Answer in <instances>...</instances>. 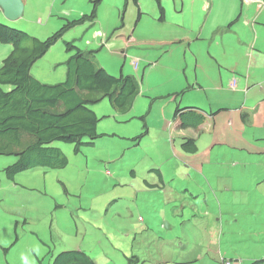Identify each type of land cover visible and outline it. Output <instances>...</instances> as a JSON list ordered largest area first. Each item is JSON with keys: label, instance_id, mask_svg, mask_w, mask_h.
Here are the masks:
<instances>
[{"label": "rangeland", "instance_id": "374dc122", "mask_svg": "<svg viewBox=\"0 0 264 264\" xmlns=\"http://www.w3.org/2000/svg\"><path fill=\"white\" fill-rule=\"evenodd\" d=\"M213 1L216 6L222 7L223 1ZM71 2H77L78 7L93 5L89 0L85 1V5L84 0H24V13L20 20L10 21L0 14V21L35 37L46 38L65 23L61 20L62 15L70 16L73 8ZM202 2L200 7L198 1L161 0L165 18L160 20L161 14L155 0L138 1V5L133 8L137 23L131 30H123L120 37L126 46L136 49L129 51L125 64L123 57L100 52L104 59L100 65L113 76H120L121 69L124 76L136 75L131 64L132 55H143L136 51H142L146 46L153 50L160 49L147 60L139 58V73L136 76L143 77L140 80L142 93L135 99L132 109L125 114L114 111L108 99L91 107L101 119L97 127L99 137L93 144L83 145L75 152L73 143L53 142L51 146L61 149L68 160L64 168L34 167L18 174L16 184L7 179L4 170L15 163L17 157L0 155V264H52L60 252L78 247H84L96 264H106L119 250L129 251L130 257L132 249L142 260H146L151 251L157 260L168 255L170 262L160 264H179V261L197 259L198 249L203 246L202 240L208 235L205 229L210 227L211 232L218 225L232 228L235 225H232L234 213L240 216L242 225L247 229L246 233L249 232L250 227L245 226L249 216L241 215L244 210H248V205L228 204L234 195V200L242 205L245 198L258 189V179L251 180L252 169H256L253 164L250 172L245 173L243 184L236 186L237 172L241 166L234 161L246 158L248 153L255 156L264 148V130L250 126L249 115L243 118L240 115L241 110L249 113L241 106L245 94L247 97L244 105L254 106L261 99L260 93L264 91V86L257 84L236 93L229 89L220 93L214 88L213 78L220 74L222 77L227 73L231 75L227 60H231L235 68L239 66V60H246L229 47L243 50L246 46L242 43H245L251 48V36L248 39L243 35V31L251 34V30L243 25L248 12L242 11L239 6H230L229 12L232 19L241 17L239 23L228 28L229 22H220L212 30V23H218L213 20L221 16L222 8L213 10L205 17L208 4L204 0ZM100 3L102 8L99 5L97 8L100 10V19L96 23L98 27L87 30L84 25H77L68 31L43 58L34 63L31 74L37 80L51 85L65 80V62L74 50L67 51L64 41L75 38L74 43L79 48L96 49L86 45L88 35L91 37L96 29H117L118 24L121 25L119 9L124 6L125 0H101ZM127 13L124 12L125 23L133 17ZM202 25L204 28L201 31ZM219 28L222 31H217ZM177 33L189 43L185 52L175 42H168ZM129 38L133 42L127 44ZM11 50L12 46L0 45V64ZM113 52L116 53L117 49ZM192 52L198 54L197 59H194ZM185 75L191 83L195 82L197 76L204 90H187L174 96L173 93L187 87ZM176 105L195 106L206 113L214 112L218 107L231 109L213 115L212 120H206L201 125L202 132L197 137L198 150L194 154H187L181 150L180 135L190 134L192 137L196 134L180 131L173 123L166 124L172 119ZM261 106L262 113L256 117L264 119V104ZM144 123L148 127V134L138 142L133 141L135 136L143 132ZM258 136H262V140L258 141ZM173 137L176 139L171 142ZM182 163L194 167L189 177H186L188 173L184 178L177 171V166ZM155 168L161 172V177ZM196 172L204 177H198ZM218 173L220 177L216 185L215 176ZM146 176L155 184V193L151 194L153 205L147 202L143 204L139 199L137 206L151 208L141 212L143 215L147 213L145 218L151 220L152 228L156 229L152 236H148L147 231L144 236L134 231L126 232L128 227L121 220L131 215V208L135 207L134 200H114L115 193L120 190L119 187L114 188L115 184L124 186L122 190L133 191L131 185H137ZM227 177L225 188H219ZM197 182L201 183V187H196ZM185 185L188 191L183 193ZM258 192H264V184ZM214 197L219 202L212 203ZM182 210L184 217L180 218L176 228L170 218ZM154 213L160 216L169 213L165 226L162 220L150 219ZM256 222L263 226L259 221ZM168 223L173 229L168 228ZM180 233L184 242L182 248L176 247L177 244L173 242L175 237H180ZM160 236L164 238L156 242ZM113 260L109 264L124 262V259Z\"/></svg>", "mask_w": 264, "mask_h": 264}, {"label": "trees", "instance_id": "16d2710c", "mask_svg": "<svg viewBox=\"0 0 264 264\" xmlns=\"http://www.w3.org/2000/svg\"><path fill=\"white\" fill-rule=\"evenodd\" d=\"M128 1L125 0L121 16L119 17L121 27L124 25V12ZM133 1L137 6L139 0ZM155 1L159 9H162L160 0ZM93 2L96 6L99 3L94 0ZM67 3L69 4L70 2ZM71 6L73 8L70 16L62 15L63 18L61 20L65 21V23L61 28L58 26V31L46 38L35 37L17 28L4 25L0 21V43L12 45L13 47L0 65V155L17 157V161L4 170L7 179L15 183L18 174L34 167L60 169L67 165L68 160L61 149L50 147V144L53 142L73 143L75 145V152L83 145L93 144V141L99 137L97 127L101 119L91 109L92 106H95L103 99H108L114 111L125 114L132 109L135 99L142 93L140 80L142 81L143 77L138 78L134 74L124 76L122 75L124 74L122 69L120 76H113L100 66V61L104 59L101 57L102 53L98 52L94 34H91V37L88 35L85 43L89 42V46H94L96 49L79 48L74 43L75 38L64 41L67 51L70 49L74 50V53L65 62L67 68L65 82L52 85L45 84L31 74L33 64L43 58L68 31L77 25H84L87 30L98 27L95 20L100 19V14L94 10L95 8L92 11L87 6H79V8L77 2H71ZM84 14L87 15L84 16ZM130 15H133V17L128 21L129 24L133 22L135 17L133 12ZM55 21H57V18H55ZM133 25H135L134 22ZM112 54L115 57L117 55L123 57V63L125 64L126 57L117 52H112ZM185 79L186 81L188 80L186 75ZM189 83L188 81L187 87L181 92L173 93V95L178 96L187 90H194L193 86H191L192 84ZM163 97L165 96H158V98ZM145 116L141 117V119L144 120ZM212 116L211 112L206 113L202 108L200 109L195 106H175L172 119L178 122V130L196 134L192 137L190 134H188L189 136L180 135L182 138L180 147L184 153H196L198 150L197 137L202 132L200 127L206 120H212ZM143 128V133L133 139L135 142L142 139L143 137L141 136L147 132L148 127L145 123ZM175 139L173 137L170 141L173 142ZM196 174L200 178L204 177L200 172H196ZM145 183L148 182L145 181ZM145 183L138 186L143 190L148 186L149 191H155V185H150V182L148 183L149 185H145ZM185 186L186 189L183 193L188 191L187 185ZM117 187L120 190L115 193L114 200L122 198L134 200L133 204L135 207L131 208L133 215H130L128 219L133 221L132 217L134 216H145L142 212L138 214V211L146 209L144 206L142 208L137 206L139 199H141L143 204L145 203V197L142 196L141 190L138 189L131 194L129 191L122 190L124 186L115 184L114 188L116 189ZM211 201L212 203L214 201L219 202L215 200V197ZM180 214L177 212L170 218L175 222L176 228L182 217V214ZM156 218L157 216L150 217L152 220H156ZM128 219H124L125 226L128 227L126 232L134 231L136 234L144 236V232L147 231V235L152 236L156 230L152 228L153 225L150 224V220L147 218L146 224H143V218L142 223L139 224L137 222L138 224L136 223L135 225H129ZM252 221L256 220L251 217L249 222ZM168 227L172 228V225L169 224ZM181 234H179L180 237H175L174 244L184 245ZM260 234H256V236ZM88 235L91 236V234ZM163 238L164 236L157 237L156 242H160V239ZM250 242L251 244L240 248L244 257L223 258L222 260L224 262L228 261L230 264H243L244 261L245 264H264V259L252 261L247 257L250 252L256 250L255 246L252 247V243H256L253 240ZM131 251L132 256L130 257H128L130 255L129 251H116L118 254L115 257L109 258L106 264H109V261L113 258V261L124 259L122 264L147 263V260H142L136 255L138 253L134 249ZM149 254H151V251ZM52 264L96 263L93 257L87 254L84 247H78L75 250L60 252L54 257Z\"/></svg>", "mask_w": 264, "mask_h": 264}, {"label": "crops", "instance_id": "0c3cea01", "mask_svg": "<svg viewBox=\"0 0 264 264\" xmlns=\"http://www.w3.org/2000/svg\"><path fill=\"white\" fill-rule=\"evenodd\" d=\"M191 1V0H189ZM193 3L198 1L200 3V7H202V0H192ZM206 1L209 5L210 8L207 9L206 11V15L205 17H207L209 14H211L213 12V10H218L220 8L221 9V16L213 21H218V23L211 25L212 27H215L217 25L220 24V22L225 23V22H229V27L233 25H236L237 23H239L241 21V17L238 16V18L236 19H232V17H229V12L231 11L230 6L232 7H236L239 6L242 11L246 10L248 12V16L245 15L244 17V21H243V25L248 26L251 30V34H249V32L243 31V35H245L248 39L251 36V48H248V46L245 43H242L243 45H245V49L241 50V49H235V48H231L229 47L231 50L236 51L238 53L241 54V56L244 57V59L246 58V60H239L241 62H238V60H236L235 62L239 63V66L237 68H235L234 66H232V61L231 60H227V68H231L230 70L232 72H234V74H237V89L235 91V93L239 90H243V88L249 89L250 87H255L257 86V84H263L264 86V5L258 9L257 4L254 3H250V4H244L242 3L241 0H229V2H227L226 0H219V1H223V5L221 7V5H217L214 3L213 0H204ZM161 3V0H160ZM99 7L102 8V4H98ZM97 5V8H98ZM162 6V5H161ZM90 9L92 7L88 6ZM136 7V6H135ZM133 4L131 3V1H129V3L127 4L126 10L125 12H127L129 10L128 13H134L133 11ZM121 9V8H120ZM119 9V10H120ZM160 11V18L163 17V19L165 18V10L162 7V9H159ZM97 12L99 13L100 10L97 9ZM217 12V11H216ZM127 13V15H128ZM140 19V17H138V20ZM161 19V20H163ZM212 21V22H213ZM120 22V21H119ZM133 22L137 23V19L134 17ZM133 22H131V26L129 24V22L127 21L125 23L124 21V25L122 26L123 28L120 29L119 32H123V30H131L135 25H133ZM120 25H118L119 27ZM204 26H201V31L203 30ZM113 29V27H112ZM108 30V34H110L111 30ZM222 28H219L217 31H222ZM105 30V29H104ZM213 30V28H212ZM107 34V36H108ZM166 36V35H164ZM180 35L177 33V35L172 38V40H168L169 43H174L176 45H178L180 47V49H183L184 52L185 50H187V46L189 45V43L187 42V40H185V38H181L179 39ZM115 38V37H114ZM189 41L192 43V40L189 39ZM119 43L118 40L117 41H113V39L109 42V45L111 48H113L114 46H116V44ZM160 50V49H159ZM159 50H153L150 46H146L142 51L141 50H137L136 52H139L143 55H132V58H141V59H148L149 57H151L152 55H155ZM194 59H197V53L192 52ZM143 56V57H142ZM217 56H215L216 58ZM131 58V59H132ZM248 64V66H247ZM187 66V64L185 65ZM244 66H247L246 69H244ZM228 70V69H226ZM239 73V74H238ZM220 74V73H219ZM232 74V73H231ZM187 76V75H186ZM188 77V76H187ZM231 76L229 73H227V75L223 76L220 74L219 76H217L216 78H213V82H214V88L216 90H218L220 93L221 92H225L226 90H231L229 87V80H230ZM189 80H187L186 82L188 83ZM225 81L227 83H225ZM192 84L191 86H193V91H203V83L198 80V77L195 76V82L194 83H189ZM261 99L259 100V102L257 101V104L254 106H250L247 107L250 112V118L248 119L250 126L252 127H256L258 129L264 130V119L263 118H259L256 117V115L258 113H262V106L264 104V91L262 93H260ZM247 97V94H245V99L243 102H245ZM242 106L244 107L245 105ZM246 107V106H245ZM212 108V107H211ZM222 107H218L217 109H220ZM236 107H234L235 109ZM228 109H231L228 107ZM264 109V108H263ZM242 117V116H241ZM167 125L170 124V119L168 120V122H166ZM257 140H262V136H258ZM241 150V149H240ZM251 156H254L252 153H248L246 158H243L241 160L237 159L235 162H238L239 164H248V165H254V168H256L255 170L252 169V174H251V180H257V185H258V189H256L254 191V193H252L250 196H248L247 198H245V200L242 202V205L238 202H231L228 205H235V206H243L245 207L246 205H248V210H244V213H241L242 216H244L245 214H248V219L247 222H245V226L250 227L249 232L246 233L247 229L242 225V221L239 219V215L234 213L232 218L234 219L233 224H235L232 228H229L228 226H221L218 225L216 229H214L212 232L207 231L206 233H208L207 238H205L202 243V247L199 248V252H198V256L197 259H191V260H187V261H179V264L182 263H193V264H221V260L223 258H235L238 257L242 258L244 257L242 251L238 250V246L239 249L241 247H244L245 245H249L251 244V240H253L254 243H256L255 245V251L250 252V254L247 255L248 258H250V260H261L264 259V192H258V190L261 188V185L264 184V148L256 153V155L252 158ZM217 165V162L214 161ZM176 163H174L175 165ZM171 165H173L171 163ZM177 166V165H176ZM250 166H246V167H240V170L237 172V179H238V184H236V186H240L241 184H243V182L245 181V173L250 172L251 168ZM180 169L183 171H181V175H184L185 178V174L188 173V175L186 177H189L192 174V170H194V167L192 165H184V163H182L181 166H177V171L179 172ZM158 176L161 177L160 173L158 172ZM219 173L215 176L216 179V185L218 184V178H219ZM138 176L135 175V179H137ZM228 178L227 177L224 182L222 183L221 186H219V188H225V184L228 182ZM162 183H164V180L161 178L160 179ZM145 181H147L150 185H155L153 181L150 180V177H145L143 179V181L139 182L137 185H131V189L133 191H129L131 192V194L135 191H137L138 189L141 190V194L142 196L145 197V202H147L150 205H153V203L151 202V194L155 193V191H149L148 190V186H146L147 188H145L144 190L138 186L139 184H143L145 183ZM148 183H145V185H149ZM201 187V183L197 182L196 187ZM150 188V187H149ZM234 195H232L231 200H234ZM250 202H253L254 204H250ZM170 202H168L169 204ZM151 210V208L149 209ZM172 213V212H171ZM138 214H141V211H138ZM145 215H147V213H144ZM169 213H166V215L164 216H160V215H156L153 214V216H157L156 221H164L165 223H163V225H166V222H168L167 220V215ZM182 214V215H181ZM181 216L184 217V211L182 210L181 212ZM251 217H255L256 221H259L263 226H260L259 223H257L256 221H252L249 222V219H251ZM144 218V223L146 224L147 219L145 218V216H143ZM122 222H124V219L121 220ZM130 220L128 219V222ZM134 221V220H133ZM132 220L129 222V225H133L134 222ZM150 224H152L151 220H150ZM169 228V227H168ZM172 229V228H171ZM210 232V233H209ZM261 233L259 236H256V234ZM248 234L246 237L245 235ZM174 242V241H173ZM225 245V246H224ZM253 245V243H252ZM184 246V245H183ZM236 246V247H234ZM263 246V247H262ZM176 247H179V245H177ZM182 247V245H181ZM180 248V247H179ZM150 252V251H149ZM146 260L147 263L149 264H154V263H165V262H170V259L168 257V255H163L160 257L159 260H157V258L155 257V254L153 252H151V254H149L148 256H146ZM177 262V261H176ZM171 264H175V262H172ZM245 264V261L244 263Z\"/></svg>", "mask_w": 264, "mask_h": 264}, {"label": "clouds", "instance_id": "9594fccd", "mask_svg": "<svg viewBox=\"0 0 264 264\" xmlns=\"http://www.w3.org/2000/svg\"><path fill=\"white\" fill-rule=\"evenodd\" d=\"M94 1H97V2H99L98 4H102V3H100L101 2V0H94ZM129 1H131V3L133 4V7H135L136 5H135V3H134V1L133 0H129ZM129 1H128V3H129ZM242 1V3H244L245 5L246 4H250V3H256L257 4V6H258V9H260L263 5H264V0H241ZM22 2L24 3V0H22ZM89 2L90 3H92L93 5L95 4L94 2H93V0H89ZM97 4V5H98ZM208 4V3H207ZM91 5V4H90ZM91 5V9H90V11H92L94 8V10H96V12H97V6L96 5ZM208 7H207V9L208 8H210V5L208 4L207 5ZM122 11V8L119 10V12H121ZM24 13V12H23ZM91 13V12H90ZM89 13V14H90ZM0 14H1V12H0ZM2 15V14H1ZM85 15H87V14H84V16ZM119 16H120V14H119ZM69 17V16H68ZM21 19V18H20ZM19 19V20H20ZM119 20H120V18H119ZM160 20H161V18H160ZM95 22H97V20H95ZM95 24V23H94ZM119 25V24H118ZM230 25V24H229ZM229 25H228V27H229ZM121 28H123V27H121V26H119L117 29L116 28H113L112 30H111V32H110V34H108V30L110 29L109 27H103V28H100V29H96L95 30V32L93 33L94 34V38L96 39V46L98 47V52H104V51H106L107 53H111L112 54V52L114 51V49H117V53L118 54H121L122 56H124V57H126V59H127V57H128V54H129V51H131V50H134V49H136V48H134V47H130V46H126V44H125V42L123 41V40H121L120 39V37L122 36L121 34H122V32H119L120 31V29ZM105 29V30H104ZM119 29V30H118ZM107 34H108V36H107ZM115 37V38H114ZM113 39V41L115 40V41H117L118 40V42L119 43H117L116 44V46L117 47H113V48H111L110 46H108L109 45V42L111 41ZM131 42H133V39L132 38H129L128 40H127V44L128 43H131ZM0 45H3V46H12V45H4L3 43H0ZM86 45L87 46H89V42H86ZM106 48H108V50H106ZM12 49H13V47H12ZM121 52V53H120ZM126 59H125V61H126ZM102 61H100V63H101ZM155 62V61H154ZM2 63V62H1ZM139 63H140V59L139 58H132L131 59V64H132V66H133V68L135 69V71H136V75L139 73ZM1 65V64H0ZM34 65V64H33ZM151 65V64H150ZM101 66V65H100ZM103 68V67H102ZM124 73V72H123ZM232 74L230 75L231 76V78H230V80H229V87H230V89L231 90H233V91H236V89H237V77H238V75L237 74H234V72H231ZM135 75V74H134ZM135 75V76H136ZM66 77H67V75H66ZM65 80H66V78H65ZM65 80L64 81H62V83L63 82H65ZM61 83V82H60ZM57 84H59V83H57ZM243 103V105H244V102H242ZM242 103H241V106H242ZM242 108L243 109H247L248 111H249V113L248 112H245V111H243V110H241V113H240V115L242 116V118L243 117H245V116H248L249 115V118H250V115H251V112H250V110L247 108V107H243L242 106ZM228 109V107H222V108H220V109H216V111H214V112H211L213 115H215V114H217V113H219V112H221V111H224V110H227ZM171 123H173L174 125H175V127L176 128H178V122H176V121H174L173 119H170V124ZM169 124V125H170ZM177 125V126H176ZM143 133V132H142ZM142 133H140V134H142ZM191 133V132H190ZM139 134V135H140ZM146 134H148V130H147V132H145L144 133V135H146ZM144 135H142L141 137H144ZM138 136V135H137ZM136 137V136H135ZM134 141V140H133ZM50 147H52L51 146V144H50ZM240 166L241 167H246V166H250V165H248V164H240ZM38 168V167H37ZM157 168H155L154 170H156ZM157 172H160V171H157ZM106 174L107 175H110L108 172H106ZM160 175H161V172H160ZM231 202H238L237 200H231ZM146 210H149V209H146ZM130 213H131V215H133L132 214V212L130 211ZM130 215H128L127 216V218L126 219H128V217H129ZM254 219H256L255 217H253ZM132 219L134 220L133 222H134V224L135 223H137V222H139V224L140 223H142L143 222V216L141 217V216H134V217H132ZM133 224V225H134ZM138 224V223H137ZM141 227V226H140ZM210 230V227L209 228H207V229H205L204 231H209ZM214 229H212V231H213ZM211 231V232H212ZM184 233V235H185V232H183ZM184 244V243H183ZM179 247L180 248H182L181 247V245L179 244ZM221 264H230V262H228V261H226V262H224L223 260H221Z\"/></svg>", "mask_w": 264, "mask_h": 264}, {"label": "water", "instance_id": "95a60500", "mask_svg": "<svg viewBox=\"0 0 264 264\" xmlns=\"http://www.w3.org/2000/svg\"><path fill=\"white\" fill-rule=\"evenodd\" d=\"M0 12L10 21H17L23 16L24 3L22 0H0Z\"/></svg>", "mask_w": 264, "mask_h": 264}]
</instances>
